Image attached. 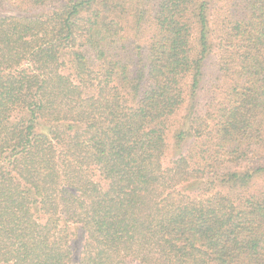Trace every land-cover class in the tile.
I'll return each mask as SVG.
<instances>
[{
	"label": "trees",
	"instance_id": "obj_1",
	"mask_svg": "<svg viewBox=\"0 0 264 264\" xmlns=\"http://www.w3.org/2000/svg\"><path fill=\"white\" fill-rule=\"evenodd\" d=\"M0 264H264V0H0Z\"/></svg>",
	"mask_w": 264,
	"mask_h": 264
}]
</instances>
